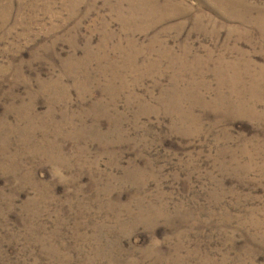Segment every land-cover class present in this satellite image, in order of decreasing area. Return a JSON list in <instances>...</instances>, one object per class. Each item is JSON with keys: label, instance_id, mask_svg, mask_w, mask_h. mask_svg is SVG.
<instances>
[{"label": "rangeland", "instance_id": "1", "mask_svg": "<svg viewBox=\"0 0 264 264\" xmlns=\"http://www.w3.org/2000/svg\"><path fill=\"white\" fill-rule=\"evenodd\" d=\"M0 264H264V0H0Z\"/></svg>", "mask_w": 264, "mask_h": 264}, {"label": "bare ground", "instance_id": "2", "mask_svg": "<svg viewBox=\"0 0 264 264\" xmlns=\"http://www.w3.org/2000/svg\"><path fill=\"white\" fill-rule=\"evenodd\" d=\"M141 7H142V6H141ZM132 9H133V10L131 11V14L133 15L134 8H132ZM146 10H147V9H146ZM137 11H138V10H137ZM141 11H142V8H141ZM141 11H140V12H141ZM147 11H148V10H147ZM140 12H139V13H140ZM145 12H146V11H145ZM154 12H155V11H154ZM146 13H147V12H146ZM155 14H157V13H155ZM155 14H154V15H155Z\"/></svg>", "mask_w": 264, "mask_h": 264}]
</instances>
